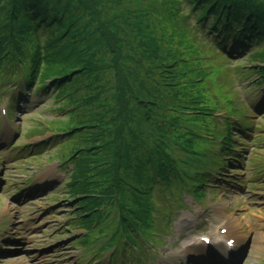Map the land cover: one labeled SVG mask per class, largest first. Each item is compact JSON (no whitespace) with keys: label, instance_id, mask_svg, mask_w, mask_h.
Masks as SVG:
<instances>
[{"label":"trees","instance_id":"trees-1","mask_svg":"<svg viewBox=\"0 0 264 264\" xmlns=\"http://www.w3.org/2000/svg\"><path fill=\"white\" fill-rule=\"evenodd\" d=\"M178 1L190 6L201 31L207 19L213 32L222 30L208 44L228 57L242 54L233 50L237 46L264 47V0ZM158 2L0 0V70L5 66L4 76L17 82L18 97L23 90L53 93L57 111L71 120L70 127L56 130L52 140L65 144L78 133V144L63 161L72 171L65 183L67 197L76 202L70 226L85 233L74 245L88 247L96 242L95 252L112 250L110 262L140 264L164 245L174 193L179 196L191 181L199 194L203 183H210L207 165L212 159L222 170L238 166L241 148L234 143L233 132L241 139L251 133L247 119L240 126L228 118L222 129L208 100L205 104L202 97L188 99L180 93L179 86L186 85L192 73L185 75L186 64L179 67L185 55L172 41L176 32L160 35L163 27L151 19L158 17ZM190 13L179 17H191ZM249 57L262 66L255 71L256 79L250 77L249 84L256 87L264 83V48ZM174 71L173 91L160 90L167 85L160 80ZM0 82L5 86L7 81L0 78ZM136 97L139 106L132 109ZM181 98L183 104L177 107ZM254 102L264 108V95ZM160 110L178 116L150 127ZM168 141L185 160L172 154ZM198 146L217 153L208 150L211 155H204ZM191 158L200 164H188Z\"/></svg>","mask_w":264,"mask_h":264},{"label":"rangeland","instance_id":"rangeland-1","mask_svg":"<svg viewBox=\"0 0 264 264\" xmlns=\"http://www.w3.org/2000/svg\"><path fill=\"white\" fill-rule=\"evenodd\" d=\"M158 1V17L154 15L151 19L163 27L162 31L159 30L160 35L170 36L176 32L172 41L179 45H173L181 48L180 52L185 55V62L179 67L186 64L185 75L188 71L192 73L186 77V85L182 83L179 86V90H183L180 93L186 94L188 99L202 97L205 104L208 100L221 121H227L223 118L226 113L238 115L239 123L243 125L247 119L254 135H245L242 140L233 133L234 143L241 148V164L226 166L224 175L212 181L215 189L210 191V184L205 183L207 185L201 188V200L204 201H195L189 195L182 196L186 205L177 212V216L174 215L170 235L164 238L165 245L154 251L144 264H264V111L259 114L253 108L260 95H256L255 87L249 84L250 77H255V71L262 67L249 56L253 51L264 48L263 44L250 43V47L244 48L243 53L236 57L239 59L227 60L215 51H208L201 42V39H210L205 33L190 34L189 30L195 33L198 24L188 4L182 1L181 4L178 0ZM182 6L191 17H179L182 11L178 10ZM183 28H186V36ZM5 71L4 66L3 71L0 70V78ZM176 75L174 71L171 76H164L160 83L167 85H162L160 90L173 91ZM108 76L106 79L112 83L113 79ZM3 88L6 87L0 84V264H82V251L74 241L83 231L71 227L69 221L73 218L76 202L67 197L69 191L63 187L66 173L57 167L58 161L70 155L78 144V133L63 145L47 143L45 148L37 150L38 143L47 141L46 137L51 132L68 129L71 120H67V114L57 111L59 107L53 93L50 96L43 94L39 102L26 93L19 108L12 111L10 91H3ZM256 88L260 89V86ZM137 99L133 100L132 109L139 106ZM181 101L177 107L183 104V99ZM145 105L150 109L153 106ZM183 106L182 109H188ZM153 110L156 111L155 108ZM220 111L224 113L220 114ZM75 113L78 117V110ZM156 116L150 121L152 128L170 122L178 114L160 110ZM219 124L225 129V125ZM167 144L177 159L185 160L177 153L176 145L170 141ZM21 147L26 149L19 151ZM29 148L32 151L28 152ZM11 150L14 151L11 153ZM208 150L198 146V152L210 156L212 149ZM191 159L192 166L200 164L195 158ZM187 163L190 164L189 161ZM240 182L246 186H240ZM190 185L196 183L190 181L188 187ZM193 190L191 188L189 192L193 194ZM174 194L171 213L178 210L177 202L181 197L176 192ZM226 239L233 241L235 247L226 248ZM206 243H209L208 247ZM199 245L205 248L197 247ZM108 254L102 257L106 258ZM93 261L94 258L90 259L89 264Z\"/></svg>","mask_w":264,"mask_h":264},{"label":"bare ground","instance_id":"bare-ground-1","mask_svg":"<svg viewBox=\"0 0 264 264\" xmlns=\"http://www.w3.org/2000/svg\"><path fill=\"white\" fill-rule=\"evenodd\" d=\"M238 237H236V240H237Z\"/></svg>","mask_w":264,"mask_h":264}]
</instances>
